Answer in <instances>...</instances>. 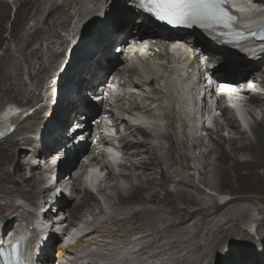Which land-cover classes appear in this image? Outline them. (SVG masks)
Returning <instances> with one entry per match:
<instances>
[{"label":"bare ground","instance_id":"obj_1","mask_svg":"<svg viewBox=\"0 0 264 264\" xmlns=\"http://www.w3.org/2000/svg\"><path fill=\"white\" fill-rule=\"evenodd\" d=\"M14 1H16V10H15L16 18H14L12 21L13 22L11 25L12 34H11L10 39H14L13 41H16L17 38H19V36L21 35V31L24 29L27 21H29V16H30L32 9H35V8L38 9L39 13L42 12V10H41V0H14ZM101 1H104V2H101ZM130 1H131V4L134 2L133 0H130ZM83 2H84L83 0H77L75 3H76V6L77 5L79 6ZM99 2H100L99 4L101 3L103 4V9L105 11V8H107V5L110 2V0H99ZM65 7H67L69 10L70 4H67L66 6L62 4L61 5L54 4L52 12L58 9H63ZM11 8H12L11 5L7 3V1L0 0V43L3 40L2 32L5 29L4 27L5 23L9 20ZM130 8H132V6H130L129 9ZM83 11H86V10L85 9L81 10V8L80 10L78 9L79 14L83 13ZM91 12H93V10ZM130 12L131 10L129 12L128 10H125L124 12L119 13V14L122 17L125 14H128V13L130 14ZM127 20L128 21L131 20V22L133 21L132 24H137L140 18L134 17L131 19L129 16ZM62 21L60 23L61 25L64 26L65 21L64 22ZM137 25H140L139 27L143 29L142 34L144 33L149 34L152 27H158V28L160 27L159 23L154 22L153 19L151 18L146 19L145 17L142 18L141 24L138 23ZM126 26H127V21L120 22V19L115 20L113 21V23L109 24L108 27L106 28L105 34L103 35L105 36L104 39L106 40V45L108 46L112 44L114 41L116 42L118 35L122 34L125 31ZM39 32L40 31L36 33H39ZM210 32L211 31L204 30V33H205L203 34L204 37H202L201 40L196 38L200 42V44H197V45L202 46L203 51L205 50L206 53H211L213 55L212 57H215L214 56L215 49L213 48L223 51V59L225 60L227 65L233 66L236 70H240V71L243 70L244 68L243 66L239 64H233L236 62V57H237L235 56L233 52H231L228 48H225L219 44L214 45V43L211 42V40L208 38V34ZM79 36L80 35H77L76 37H79ZM151 39L155 40L154 37H152ZM156 42L157 41H155L154 43ZM177 44L178 42L175 41V45ZM102 48H104L103 45L99 47V51H96L95 49L94 50L95 54L91 57V60H90L91 62H89L85 67H82L80 69L81 73L78 75V78H76L77 81H75V87L78 89L80 88L81 84L84 87V83H85V87L81 91V94L89 93L93 88H95L94 83L97 81H100L105 72L108 73V71H106V68H107L106 63H110L109 58L111 59V57L108 54H106V52ZM165 49L167 48H163V50ZM66 51L67 50H65V53ZM171 54L174 55L177 61V65L174 69L175 70L174 79L171 78V75H169V77L165 76L167 72L166 68L169 66L167 62H163L161 69L157 68L156 66L157 63H156V60L154 59L158 58V53L150 55V58H146L145 61L139 60L138 64L134 61V58H132L133 60L132 66L128 70L124 68V70H121L119 72V76L121 77V80H126V83L132 84L130 87H126L124 89V100L123 99L119 100V103L121 106L119 111L120 112L123 111V108L127 107L126 106L127 103L129 104L131 103V101L136 100L138 98L141 100L140 101L141 107L139 111L137 112V114L134 116V119H130L129 117L126 118L130 122L131 125H138L137 136H141L140 133L142 132L141 133L143 136L142 138H144V140L138 139L136 135H132V136H135L134 137L135 140H132L130 144L132 152H133V145H145V146L144 147L141 146L143 150L141 149L140 151H138L137 149L138 156L137 155L136 156L140 157V160H137L138 163L136 162L133 163V161L129 162L131 164V167L129 170L133 169L132 172H128V174H124L123 172H121L117 176H110V178H107L108 175L104 174L103 175L104 180L101 182L100 185L99 183L101 181V177L100 178L94 177L91 181L88 182V185L90 187H95L97 189L98 187L101 186L103 193H106L110 189V187L114 188L116 190V196L118 197V202H120V203H117L118 205L121 204V205L127 206V204L131 205L130 203L145 205V207L141 208L139 211H135L130 214L128 213L129 214L128 218H126L125 220L123 219L124 222H130L132 220L134 222H139L141 220L145 221L147 220L148 217L149 218L155 217V219L156 218L159 219L157 220L158 222H164L165 219L161 215L169 213L174 216V219L171 220L169 223L170 225L181 224V223L186 224L188 222H192L193 219H195L196 217H200L201 223H199L198 221L193 225L194 229H197L198 231H200L206 226V224L208 225V224L213 223L215 219L212 220L210 219L211 217H214L218 214H222V216H227L225 217V223L222 225H219L218 228L216 229V232H218L217 235H219L217 238H216L217 235L211 236L210 244L204 243V242H198V244H200L201 246L204 245L205 253L210 255L211 258L209 257L202 258L203 256L199 258L197 256L198 258L194 259L190 263H188L186 258H184L180 260L179 262H177L178 264H264V235L261 233H258L259 236H258L257 242L253 241V245L251 247L249 246L247 247L250 250V253L253 254L252 257L250 258H245L244 260L235 261L234 263H223L220 261L221 254L215 251L217 248L215 244L224 245L231 241V238L229 237L230 235H228L227 233L229 231L239 236V237L234 238L235 241L241 238L240 236L241 234L249 236V233H246V232H249L248 229L239 227L238 224L240 222L238 223L237 216L240 215L241 217L244 218V217H249L251 215L250 211H248L247 209H243V210L239 209L240 205L245 204V205L250 206L249 204H252L251 202H254L253 198L251 197L252 195H250V192L253 190L255 191L257 188L261 186H264V97L262 95L252 96L251 100L249 101L250 107L247 106L243 109V115H244V120L246 124L245 133L240 130V126L238 127V126L230 125L228 131L225 130L227 124H229L231 121H232V124L234 123L237 124V121L233 117H231L227 124H221L219 126L221 131L220 133H218V138L214 142L215 146L213 147V149L203 154V158L205 159H208V158L211 159L210 156L212 154H215V157H214L215 159L213 161H215V163L218 165L217 187H218V184L219 185H223V184L230 185L232 184L233 180H235V182L237 181L238 183L240 182L239 192L238 191L236 192L235 198H233L231 201L227 203H223V204L217 202V205L215 207L211 204L210 205L207 204V207H203L201 205L202 201H200V199H197V197L192 192L186 191L184 189H177L175 191H171L168 188L169 183L174 182L176 178V177H173V175L174 173L176 174L177 171L172 172V175H171L169 169L178 164V160L176 159L177 156L175 157V153L177 152V148H178L177 146H179L180 148L183 147V150H185V152L187 148V146H184L183 142H181L183 140H181V137L178 136L176 126H175L176 120L182 116V114L174 107V102L177 101L181 97L177 90V83L181 82L185 84V87L182 90V93L184 94L185 92L186 95L188 96L190 95V87L188 84V80L190 76L188 72V67L190 64L188 61L189 51H186L184 53V52H181V50L174 49V51ZM259 55H263L264 57V51H261ZM113 56H116V55L113 54ZM5 59L6 58H2L1 64H0V84L3 82L2 74L5 73V68H6V66L4 67L2 63V62L5 63L7 61ZM62 68H63V65H61L58 68V70L61 71ZM254 73H255L254 70L248 71V75L254 74ZM233 77H235L234 71H232V73L230 74L229 79L235 81V78ZM50 78L54 79L56 78V76L54 77L51 76ZM30 79L33 80L31 77ZM257 82L259 83V80H257ZM242 83L243 82H241L240 85H242ZM123 87H125V85H123ZM162 88L165 89L163 91H165L166 94L162 91ZM7 89H8V92L11 90V88H7ZM262 92H264L263 88H262L261 93ZM4 94H7V93H4ZM153 95L156 97L154 98ZM49 98H47L46 101H49ZM43 101L44 100H38L33 103V107L35 108V111L27 119L32 118V119H35V121L43 122V124H45L48 121V119L50 118V112L53 109L55 110V108L54 107L51 108L50 106H47L46 109L49 111V113L45 115L43 111L44 106H41V108L36 107L37 105L41 104ZM29 105L32 107V103H29L27 106L25 105L24 106L28 107ZM86 106H89V101L86 99V97H83V96L80 97L77 101L67 100L66 103H64L63 105L59 104V107L61 109V113L58 114L59 118L55 121L49 134L44 138H41V137L39 138L40 135H37L35 137H26L21 132H18L17 130L14 129L12 130L11 134H8L7 136H5L3 140L2 139L0 140L1 142L0 143V195L1 194L2 195L4 194V196L17 195L24 199L26 198L30 201L39 199V202H38L39 204H36L35 202V208L38 209L37 216L32 215L26 218V219L31 220V222L29 223V226L33 225L34 220L39 219L38 215L44 218L47 217L49 219L51 216H53L54 218H56V216L60 217V215H62L61 213L64 214V211H66L70 213V215H72V218H74L78 215L79 211L83 208V206L89 205L91 210H94L95 207H98L96 206L97 203L91 205V201H94L96 199H94L92 194L89 192L83 194V196L79 197L78 199L75 198V195H72L68 200L62 194L64 197V200L57 199V203L54 204V202H52L48 204L49 197L47 196L48 198H44L46 197L45 195L46 191L40 190V187L45 185V184L42 185L43 180H39L41 184L39 186L37 182L34 180L36 179L35 175L34 176L32 175L33 177L32 176L28 177L26 175L27 172L25 170V165L26 164L28 165L29 162H32V164L41 163V162L35 161L36 160L35 156L37 154V151H39L40 149H41L40 151L45 155H47L48 151L50 150H55V149L61 150L59 146H60V140L64 136L63 131H62L63 126L65 125L66 122L73 124V122L83 119L84 115L82 114V111H83V108ZM154 107L155 109H153ZM38 110H41V112L37 113ZM1 111H2V108L0 109V112ZM16 111H22V113H24L27 110H25V108L21 106L19 107L17 106ZM58 111L60 112V110ZM164 118L169 119L171 121L168 127L169 130L167 134L163 135V139H166V141H168L169 143V147H168V154L170 156L169 169H165V168L163 169L164 166L162 167L161 160L156 155V151L153 148L154 145L153 146L152 144L150 146L147 145L148 143H151L150 141H152L151 139H153L154 137H152L150 133L143 131V127H144L143 125L148 124V123H150V125L154 128V130L155 129L159 130L162 125L161 119L163 120ZM188 118L187 119H188L189 124L195 122V112L188 111ZM258 118H260V120H258ZM40 129H41V125L39 126V130ZM21 131H28V130H21ZM251 131L254 134V137H255L254 139L252 138L250 139L249 137L245 135L247 134L250 136ZM117 139L120 142L124 140V132L122 133V136L118 137ZM137 142L139 144H137ZM17 144L19 146H16ZM27 144L28 146H30V148H27L26 150H21L19 148L22 146H26ZM32 145H34L35 147ZM86 145L87 143L83 144V146H86ZM16 147H18L19 149L14 151ZM185 152L183 155L179 154V156L184 161H188L187 160L188 155L185 154ZM30 153L32 154L29 160L25 161V159L29 157ZM131 154L129 155V157L131 156ZM54 155H57V153L53 154L50 157L52 158ZM136 156H135V159H136ZM129 157L128 159H130ZM243 157L244 159H242ZM111 158L114 161L119 160V155L118 153L115 152L114 149L111 152ZM48 159L50 158H45V162H47ZM63 159H64V163L62 164V166L70 162L69 158H63ZM14 160H16L17 163L19 162V164H23V172H21L22 168L19 164L16 165L17 167L14 171H10L9 169H7V167L6 168L4 167L5 165H11ZM126 164L127 163H124V167H126ZM260 169H262V172L259 171ZM158 170H160V172ZM55 171H59V169H55ZM75 171L76 169L71 168V171L69 170L67 175H70L71 173H74ZM155 173L157 174L159 173L160 177L159 178L156 177ZM74 175H76V172L74 173ZM79 178L80 177H78V179ZM120 180H123L124 182H128V183L129 181L130 182L136 181V182L131 183V184L129 183V188L127 191H125L124 188L126 186L124 184L121 185L119 183ZM104 181H106V183ZM109 181L116 182V184L112 186L108 185V187L107 185L105 187L102 186V183L107 184ZM242 182H245L246 186ZM178 184L179 185L181 184L187 188H190L196 192H201V194H203L201 191L203 190L202 188L200 187L197 188L196 185L192 184L191 181L187 179L181 178ZM203 184L210 185L213 187L215 186V184H211L207 181L203 182ZM24 186H31V188L29 190H26ZM81 189L82 188H77V191H81ZM161 191H164L163 196L160 195ZM48 193L49 195L53 194V191H49ZM220 194H223V193H220ZM2 195L0 196V199L5 198ZM41 195L43 196L44 202L40 200ZM74 200H77V202L75 201L76 203L72 205V202H74ZM98 203L100 204L99 200H98ZM147 204L152 205V206L155 205V207L154 208L149 207ZM45 205L48 206L47 215L45 214V212H43ZM262 205L263 207L256 208L257 212L260 215H263V217L260 220V222H258V224L255 226L254 228L255 232H257L256 230L261 229V227L264 226V203H262ZM5 206L9 208L10 212H12L10 213L12 217L9 218L10 216L9 214L7 216V218L10 220L9 223L8 221L6 223L8 224V227H11L12 225L14 226V224H16L15 233L21 231L22 229H25L23 225L27 226L28 224L27 222L22 223L24 216L18 213L20 206L18 207V205L15 202L7 203ZM197 207H200V209ZM58 208L59 210L56 211V209ZM191 209L193 210L191 211ZM52 211H54V213H51ZM2 212H4V209H0V214ZM4 226L5 225H0V231L1 230L4 231L2 229ZM187 226L189 225H186L185 227L183 226V228L185 229ZM27 229L29 231H35L33 228L32 229L27 228ZM138 229L139 228H137V230ZM166 229L168 231L170 230L168 227ZM101 230H103V234ZM118 230L121 231V228H119ZM209 233H211V231H208L207 236H209L208 235ZM39 235L40 234L38 235L31 234L28 237L29 241L33 243L34 241H32V239L35 236L40 237ZM54 235L56 234L50 233L47 237L40 238V242L38 243L40 245L42 244L45 247L46 244H48V242L52 240V237ZM157 235L158 234L155 233L154 238L157 237L159 239L158 242H160L161 238L163 237L159 235L157 236ZM129 236L128 235L121 236L118 234L115 235L112 227L109 226V227H106V229H103V225H100L99 228H94L92 230V233H90L86 237V239L79 238L78 239L79 245L75 246L77 248H74V247L63 248L61 244L60 245L58 244L57 246L54 247V249L55 248L57 249V258L59 259L68 258L72 256L75 260L84 259L85 262L86 261L90 262L89 259L87 258V255L89 253H94L90 256L98 257V259H103V256L95 255V254L102 252V251H107L108 253L110 252L118 253L117 254L118 256H121V254L123 255V253L120 250L124 248V245L121 244V242L124 241V239ZM80 240L82 242H80ZM136 240L139 241L138 236ZM181 241L182 242H180L179 244L183 243V240ZM211 242H213V244ZM190 243L191 242L189 241L184 242V244H190ZM238 243L241 245L244 242L239 241ZM169 244L171 243L169 242ZM174 245L173 246L171 245L170 246L171 248L169 247L168 251L174 252L175 249L172 250L173 248H175ZM52 248H53V245L51 246L49 252H51ZM186 248L187 247H180L178 252L182 253L183 255L184 252L186 251ZM127 249H128L127 253L130 256H132L134 259V264H149L148 260L141 258L146 255L147 251L141 250L142 248H140V246L137 243L135 245H132V243H130ZM166 251L167 250H164V249H162L161 252L160 251H155V252L150 251L149 257L151 259H158L160 261L159 264H165L166 263L164 261L165 259L162 260L161 257H165ZM18 253L20 254V258L23 264L24 256L22 255L19 249H18ZM137 253L139 255H137ZM171 257L172 255H169L168 257H165V258L170 259ZM238 258H241V257H237V259ZM43 260L48 261L47 255L46 257H44Z\"/></svg>","mask_w":264,"mask_h":264},{"label":"rangeland","instance_id":"obj_2","mask_svg":"<svg viewBox=\"0 0 264 264\" xmlns=\"http://www.w3.org/2000/svg\"><path fill=\"white\" fill-rule=\"evenodd\" d=\"M5 1H7V3H9L12 8L10 9L11 13L9 20L4 25L5 29L2 32L3 40L0 43V64L2 58H6L5 60H7L5 63L2 62L4 67L6 66V68H5V73L2 74L3 82L0 84V109L1 108L3 109L5 106L14 105V104L20 105L21 107L23 106V108H25V106H27L29 103H32V107L30 105L28 106L29 108L27 107L28 112L31 115L35 111V108L33 107V103L38 100H44L41 104L37 105L36 107L41 108V106H44L43 111L45 115L49 113V111L46 109L47 106H50L51 108L52 107L55 108V110L53 109L54 111L52 110L50 112V118L45 124H43V122L35 121V119L32 118L31 119L26 118L27 120L26 119L22 120V122H20L19 125L17 124L15 128V130L21 132L26 137H35L37 135H40L39 138L40 137L43 138L45 137V135L49 133L50 126L59 118L58 114L61 113L59 104L63 105L64 103H66L67 100H78L82 96L88 98L89 94H81V91L85 87V83H84V87L82 84L78 89L75 87V81H77L76 78H78V75L81 73L80 69L82 67H85L89 62H91L90 60L91 57L95 54L94 53L95 49L96 51H99V47L103 45L104 48L102 49H104L106 54L110 56L115 54V52L112 50L115 49L116 46H120V42H122L123 37L118 36L119 39L116 42L114 41L112 44L107 46L106 40L104 39L105 36L103 35L105 34L108 25L113 23V21L118 19H120L121 21L125 19L126 14L121 17L119 13L124 12L125 10H127V8L129 10V7L131 6V1L110 0L109 5L107 6V8H105L104 11L103 4L102 3L99 4L100 3L99 0H83L84 2L79 6L78 5L76 6L75 2L77 0H41V10L43 13L42 12L39 13L38 9L36 8L32 9L29 16V21H27L24 29L21 31V35L19 36V38H17L16 41H13L14 39H10L12 34L11 33V25L13 23L12 21L14 18H16V14H15L16 1L14 0H5ZM54 4L57 5L62 4L65 6L67 4H70V9L68 10V8L65 7L63 9H58L52 12ZM80 8L81 10L85 9L86 11H83V13L79 14L78 9L80 10ZM92 10L93 12H91ZM133 13L134 12H132V14ZM61 21L62 22L65 21L64 26L61 25L60 23ZM78 30H82V31L78 32ZM38 31L40 32L36 33ZM77 35L80 36L76 37ZM65 50H67L66 53ZM61 65H63V68L60 71L58 70V68ZM51 76L52 77L56 76V78L54 79L50 78ZM30 77L33 80H31ZM57 87L60 90V92L55 97V92ZM7 88H11V90L8 92ZM67 90L68 93L64 95L67 92ZM155 97L156 96H154V98ZM47 98H49V101H46ZM138 100L140 99L138 98ZM153 109H155V107ZM58 110H60V112ZM118 111L116 113H118ZM39 112H41V110L37 111V113ZM259 119L260 118H258V120ZM170 122L171 121L169 119H165V118L163 120L161 119L162 125L159 130L155 129L154 134H152L153 133L152 131H147L152 135V137H154L153 139H151L152 140L150 141L151 143H148L147 145L149 146L151 144L152 146L154 145L153 148L156 151L157 157L161 160L162 167L164 166L163 169L164 168L169 169V162H170L169 160L170 156L168 154L169 143L168 141H166V139H163V135L167 134L169 130L168 127ZM40 125H41V129L39 130ZM230 125L238 126L236 123L232 124L231 121L229 124H227L225 128L226 131H228ZM68 127H69L68 123L66 122L65 125L63 126V129H66ZM21 130H28V131H21ZM177 133L178 136L180 137V132L177 131ZM185 134L183 135L185 136ZM245 135L250 139L255 138L252 131L250 136L247 134ZM129 137L131 138V140H135L134 139L135 136H129ZM142 137L143 136H137L138 139L144 140V138ZM217 138L218 135H214V136L212 135L207 142H203L202 138L194 137L192 135H189L188 138L187 137L181 138V140H183L181 142H183L184 146H187V148L185 152V150H183V147L180 148L179 146H177L178 148H177V152L175 153V157L177 156L176 159L178 160V164L169 169L171 175L172 172L174 171H177V173L176 174L174 173L173 175V177H176L175 181L169 183L168 185L169 190L175 191L177 189H184L186 191L192 192L197 197V199H200V201H202L201 205L203 207H207V204L209 205L211 204L215 207L217 205V202L223 204L235 198L236 192L237 191L239 192L240 189V184H239L240 182L238 183L237 181L235 182V180H233L232 184L230 185L218 184L217 187L218 165L215 163V161H213L215 159L214 158L215 154H212L210 156L211 159L203 158L204 153H207L208 151L213 149V147L215 146L214 142ZM137 144L139 143L137 142ZM16 146L19 145L17 144ZM141 146L144 147L145 145H133V152L131 151L132 152L131 156L134 158L130 156L129 157L130 159H128L127 161L128 165L126 164V167H120L119 168L120 172H118V174L121 172H123L124 174H128V172L133 171V169L129 170L131 167V164L129 162L133 161V163L135 162L138 163L137 160H140V157H137L138 156L137 149L138 151H140L141 149L143 150ZM19 148L21 150H26L27 148H30V146H28L27 144L26 146H22ZM19 148L16 147L14 151L18 150ZM184 152L185 154L188 155L187 157L188 161H184L179 156V154L183 155ZM31 154L32 153H30L29 157H27L25 161L29 160ZM242 159H244V157ZM17 164H19V162L17 163L16 160H14L11 165H5L4 167L5 168L7 167V169H9L10 171H14L17 167L16 166ZM19 165L22 168L21 172H23V164H19ZM26 167L27 164L25 165V170ZM158 171L160 172V170ZM259 171L262 172V169H260ZM155 176L158 178L160 177L159 173L158 174L155 173ZM181 178L191 181V183L196 185L197 188L198 187L202 188L203 190L201 191L203 194H201V192H196L190 188H187L181 184L179 185L178 182ZM34 180L37 182L39 186L41 185L39 180L37 179ZM103 180H104L103 175H101V181L99 185ZM110 181L107 184L102 183V186L105 187L107 185L108 187V185L112 186L116 184V182L113 181L110 182ZM205 181L211 184H215V186L213 187L210 185H204L205 183L203 184V182ZM135 182L136 181H132V182L129 181L130 184ZM119 183L121 185L124 184L126 186L124 188L125 191L128 190L129 188L128 182H124L123 180H120ZM242 183L246 186L245 182ZM43 184H45L44 181L42 185ZM24 187L26 190H29L31 188V186H24ZM45 193H46L45 194L46 197L44 198H48L49 193L48 192ZM163 194L164 191H161L160 195L163 196ZM250 195H252L251 197L253 198L254 202H251L252 204H249L250 206L241 204L239 209L241 210L247 209L248 211H250L251 215L249 217H244V218L241 217L240 215L237 216L238 223L240 222L238 224L239 227L248 229L249 232L246 233H249V236L241 234L240 235L241 238H239L236 241L238 242L242 241L244 242L243 244L245 243L246 244L240 245L238 242H236L234 238L239 236H237L235 233L231 231H229L230 233L227 232L228 235H230L229 237L231 238L230 242L224 245L215 244V246L217 247L215 251L221 254L220 261L223 263H234L235 261H240V260H244L245 258L252 257L253 254L250 253V250L247 247L248 246L251 247L253 245V241L257 242L259 236L258 233L264 235V226H262L261 229L256 230L257 232H255L254 230L255 226L258 224V222H260V220L263 217V215H260L257 212L256 208L263 207L262 203H264V186L257 188L255 191L254 190L251 191ZM2 196L5 198L0 199V209H4V212H2L0 216H2L3 218L6 217L5 219H7V221L9 220L7 218L8 214L10 215L9 216L10 218L12 217V215L10 214L12 212H10L9 208L6 207L5 205L10 202L11 203L15 202L18 205V207L20 206L18 213L24 216L23 220H27L26 218L32 215L37 216L38 209L35 208V202L36 204H38L39 199L30 201L26 198L24 199L17 195L4 196L3 194ZM81 196L75 195V198L78 199ZM102 197L103 198L105 197L102 203L105 210L104 213L105 218L104 216H100V218H98L99 223H96L94 228H99L100 225H103V229H106V227L110 226L113 228L115 235L118 234L121 236L124 235L129 236L132 234L131 236L125 238L124 241L121 242V244H123L126 247H128L130 243H132V245H135L137 243L140 246V248H142L141 250L144 251L161 252L162 249L167 250L165 252V257H168L169 255H172V257L170 259L161 257L162 260L165 259L164 260L166 262V263L164 262L165 264H178L177 262H179L184 258H186L188 263L202 256H203L202 258L205 257L211 258L210 255L205 253L204 245L201 246L200 244H198V242H204L210 244V240H211L210 237L218 234V232H216V229L218 228L219 225L225 223V217H227V216H222V214H218L214 217H211L210 219L212 220L215 219L213 223L208 225L206 224V226L200 231L194 229L193 226L198 221L199 223H201L200 217H196L195 219H193L192 222H188L186 224L181 223V224L170 225L169 223L171 220L174 219V216L169 213L161 215L165 219L164 222H158L157 220L159 219L158 218L155 219V217L154 218L148 217L147 220L145 221L140 219L141 221L139 222H134L133 220L130 222H124V220L128 218V215L130 213L139 211L141 208L145 207V205L133 204V203H130L131 205L127 204V206L121 204L118 205L117 203L120 202H118V197L116 196V190L112 187H110V189L106 193H103ZM68 199L69 198H67V200ZM94 199L96 200L91 201V205L97 203L96 206L98 207H95L96 209L94 208V210H91L89 205L83 206V208L79 211L78 214L87 216L88 214L91 213L96 215V212L100 210L102 206L101 203L100 204L98 203L97 199L99 198L94 197ZM40 200L43 201L42 195L40 196ZM75 201L77 202V200H74V202H72V205L76 203ZM99 201L101 202L100 199ZM147 205L152 208L155 207V205L153 206L149 204ZM197 208L200 209V207ZM193 209H191V211ZM110 212L113 215L106 216ZM64 213H66V211H64ZM70 216L72 218V215ZM78 216L79 215H77L74 218H77ZM38 218H40L39 215ZM37 220L38 219L33 221V225H35L34 223H37ZM22 223H26V221H22ZM162 224H164L165 226ZM186 225L189 226H187L184 229L183 226L185 227ZM167 227L170 229L169 231L166 229ZM119 228H121V231L118 230ZM137 228L139 229L137 230ZM208 231H211V233L208 234L209 236H207ZM101 232L103 234V230H101ZM30 233L34 235L37 234L36 230L30 231ZM51 233L56 234L54 229L53 232ZM155 233L163 237L161 238L160 242H158L159 239L157 237L154 238ZM38 234H43V232L39 231ZM137 236L139 237V241L136 240ZM218 236L219 235H217L216 238ZM37 237L38 236H35L32 239V241H35ZM81 240L80 242H82ZM181 240H183V243L179 244L180 242H182ZM186 240L191 243L184 244V242H187ZM38 242H40V238ZM169 242L171 244H169ZM211 243L213 244V242ZM171 245L172 246L174 245L175 247L172 249V250L175 249L174 252L168 251ZM55 246L56 244L53 247ZM73 247L77 248L75 246ZM180 247H187L183 255L182 253L178 252ZM123 249H121L120 251L123 252V260H124ZM56 253H57V249L55 248L54 250H52V257H54V259L56 258L55 257ZM249 253L251 256L249 255ZM137 255L139 254L137 253ZM237 257H241V258L237 259Z\"/></svg>","mask_w":264,"mask_h":264},{"label":"clouds","instance_id":"obj_3","mask_svg":"<svg viewBox=\"0 0 264 264\" xmlns=\"http://www.w3.org/2000/svg\"><path fill=\"white\" fill-rule=\"evenodd\" d=\"M254 3L255 5H249L245 0H236V2H234L233 0H229L226 7L229 9V11L233 15L237 16L238 19H241L243 27H245L244 24H245V21L247 20L260 22L261 25H259L258 28L264 27V0L262 1L254 0ZM130 10L131 9H129L128 12ZM128 15L129 13L126 14L125 19L120 21V22L127 21V26L125 28V31L122 34L118 35L119 37H123L122 38L123 40L122 42H120V46H116L115 49L112 50L115 52L116 56L109 55L111 59L109 58L110 63H106L107 68H109V66L113 64H118V65L123 64L118 67H120L121 70H124V68L128 70L133 64L132 58H134V61L138 64L139 60L145 61L146 58H150V55L158 53V58L154 59L156 60L157 68L161 69L163 62H167L169 66L166 68L167 72L165 76L169 77V75H171V78L174 79V75H175L174 69L177 65V61L174 55H172L171 53L174 51V49L181 50V52H184V53L186 51H189V56H193V55L207 56V60L204 62L205 69L202 68L200 65L198 66L197 69L193 68L194 63L188 60L190 63L188 67V72L190 74L188 84H189L190 90H191V85L193 83L196 84L199 90L204 89L202 79L206 76L205 72L209 73L210 75H213L214 79H217L216 77L219 73H224V75L228 77L229 74L232 73V71H234L235 77L233 78H235V81L244 82L245 85L252 82L254 86L259 89L258 93L255 95H262V96L264 95V92L261 93L262 88L264 89V61H263L264 57L263 55H259V53L262 50L261 47H258L257 45L254 44L255 52L248 53L242 41L236 42V43L229 42L221 38L220 36L217 37V32L214 31L215 28H212L213 29L212 30L210 28H205V27L195 26V25H193L192 28H189V27L173 28V27H167L163 25L162 28L152 27L149 34L148 33L142 34L143 29L139 27L140 25H137L138 23L132 24L133 21L132 22L131 20L128 21L127 19L129 18V16L131 18V15L129 16ZM139 24L141 23L139 22ZM204 30L211 31L208 34V38L211 40V42L214 43V45L219 44L225 48H228L231 52L235 54V56H237L236 62L233 64H239L243 66L244 67L243 70L241 71L236 70L233 66L227 65L225 60L223 59V51L213 48L215 49L214 50L215 57H212L213 55L211 53H206L205 50L203 51L202 46L197 45V44H200V42L197 39L201 40L202 37H204L203 36V34H205ZM80 31L82 30H79L78 32ZM134 35H136V37ZM146 35H148L147 36L148 42L142 45L143 41L139 40V37H142L143 39H145ZM152 37H154L155 40H152L151 39ZM118 39L119 38H117V40ZM155 41L157 42L154 43ZM175 41L178 42L177 45H175ZM256 41L258 42L260 41L264 43L262 37H259V36L257 37ZM259 45L261 44L259 43ZM163 48H167V49L163 50ZM196 48L199 49L197 54L194 53ZM195 61H197V59L194 60V62ZM118 67H115V69H118ZM112 69L113 68L109 70H112ZM249 70H254L255 73L248 75ZM257 80H259V83L257 82ZM119 81L123 82V80H121V77ZM196 81H199L200 83L199 86L197 85ZM99 82L100 81H97L95 83H99ZM95 83L94 85L96 86ZM123 83L125 85L124 89L132 85L131 83H126V80H124ZM163 90L165 89L162 88V91ZM163 92L165 93V91ZM186 96H187L186 98L188 99V102L190 103L191 100L193 99V96L191 97V94L189 96L188 95ZM248 104L250 105L249 101H248ZM127 105H136L135 108H132L130 111L126 112L127 116L124 117V125H125L124 126V136L129 138V132L131 130V127H134L135 125H131L130 122L126 118L129 117L130 119H134V116L137 114V112L139 111L141 107V102L140 100L136 99V100L131 101V103L129 104L127 103ZM128 107L129 106H127L126 109H128ZM66 130H68V128L66 129L62 128L64 135L67 132ZM148 130H150L149 127L146 131ZM242 132L245 133L246 130ZM135 135L137 136V131ZM36 170H37L36 172L39 171L38 169ZM63 175L64 174H62V176Z\"/></svg>","mask_w":264,"mask_h":264},{"label":"snow or ice","instance_id":"obj_4","mask_svg":"<svg viewBox=\"0 0 264 264\" xmlns=\"http://www.w3.org/2000/svg\"><path fill=\"white\" fill-rule=\"evenodd\" d=\"M227 4L228 0H139L138 7L156 21L171 27H191L199 24L205 28L219 26L232 29L238 17L228 10ZM234 35L242 38L239 30ZM13 251L15 252V246ZM6 264L12 262L6 260ZM14 264L22 262L17 257Z\"/></svg>","mask_w":264,"mask_h":264},{"label":"water","instance_id":"obj_5","mask_svg":"<svg viewBox=\"0 0 264 264\" xmlns=\"http://www.w3.org/2000/svg\"><path fill=\"white\" fill-rule=\"evenodd\" d=\"M56 91L60 92L58 87H57ZM13 121H15V120H13ZM17 122H18V120H17ZM10 123H11V121H7V120L0 123V139H3L8 134H11L12 130L15 129L16 122H14L13 125H10ZM5 222L6 221L4 219L0 218V223H5Z\"/></svg>","mask_w":264,"mask_h":264}]
</instances>
